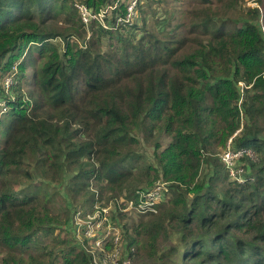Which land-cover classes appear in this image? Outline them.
I'll use <instances>...</instances> for the list:
<instances>
[{
	"label": "trees",
	"instance_id": "trees-1",
	"mask_svg": "<svg viewBox=\"0 0 264 264\" xmlns=\"http://www.w3.org/2000/svg\"><path fill=\"white\" fill-rule=\"evenodd\" d=\"M76 1L97 12L108 8L110 24L127 14V0H0V100L7 104L0 113V264L57 260L50 246L42 253L27 248L38 246L48 224L61 221L40 207L39 195L11 191L13 179L33 176L26 159L39 152L35 170L46 182H61L70 172L75 203L99 201L107 189L111 198H131L133 179L145 174L147 188L168 182L172 193L157 213L141 215L156 217L140 221L128 248L136 244L139 253L156 258L165 219L179 231L183 264H264L259 7L251 9L252 19L240 21L213 12V0H200L205 8L195 9L190 31L198 42L189 49L188 36L161 39L148 29L138 37L145 17L116 29L94 20L93 37L82 43L87 29ZM154 1H146L149 8ZM220 1L231 7L239 0ZM61 12L77 14L81 23L50 25ZM114 37L119 49L104 51L103 42ZM9 76L14 80L7 91ZM142 133L156 149L169 137L153 163L137 148ZM228 141L234 152L244 150L235 160L245 162L244 179L230 175L218 156ZM147 229L154 232L145 244L138 235ZM59 244L66 246L62 264H93L72 239Z\"/></svg>",
	"mask_w": 264,
	"mask_h": 264
},
{
	"label": "rangeland",
	"instance_id": "rangeland-1",
	"mask_svg": "<svg viewBox=\"0 0 264 264\" xmlns=\"http://www.w3.org/2000/svg\"><path fill=\"white\" fill-rule=\"evenodd\" d=\"M143 1L144 4H141L140 8L138 9L137 17L134 20V23H138L141 18L145 17L146 21L145 24H139V29L137 31L138 37V33H140L141 36L144 30L149 29L150 31L158 33L161 39L169 40L172 36H176L177 38H187L188 36L189 49H191L193 45L198 42L197 38L192 35L190 31L193 30V21L196 15L195 9H199L202 7L205 8L200 2V0H158L153 2L152 9L148 7V4H146L147 0ZM211 7L213 12L218 11L222 16L226 15L228 17H232L233 19H240V21L241 19H252V17H254V14L251 9L259 7L260 18L257 20V23L261 25L262 32L264 34V0H239L235 6L231 7H226L223 1L213 0V5H211ZM78 20L79 18L77 14L73 16L70 13L61 12L58 14L55 20H50L49 23L50 25L53 23L68 25L73 22H78ZM95 30V26L93 27V29L91 28V36L87 33V30H85L86 36L82 37L83 40L79 39V41L84 43L83 41H87L89 37H93V31ZM132 33H130L129 35H131ZM119 45L120 42L117 37L106 39L103 42V50L113 52L119 49ZM26 88L29 89V86L26 85ZM138 139H140V144L137 146V148L142 153H146V155L148 156V161H150L151 163L154 162V155L160 152L161 149H163L169 141V137L164 138L162 142V148L160 147L159 149H156L154 144H152L151 142L144 141L143 133L140 134ZM228 149L232 151L234 150L231 146L230 141H228L226 148H220L218 156L222 157V159L226 161L227 165L233 164L234 169L239 170V172L241 173V179H244V174H246V172L242 165H245V162L241 160L240 163L236 161L233 162V160L239 159L240 157L234 158V155L232 154H230L229 156L224 155L225 153L227 154V151H229ZM40 154L43 153L39 152V154L30 155L31 157L26 159V165L33 174V176L28 178L27 176L23 175L20 176V178L13 179L11 191L12 194L18 196L29 192L39 195L41 197L40 207L43 208L44 211H48L49 214L56 215L61 222L60 224L57 221L53 222L50 225L48 224V226L45 227V229H43L39 234L40 238L38 239V246L35 245V247L34 245H30L27 250L35 253H42L45 252L44 249L47 246H50V248H54L53 251L54 254H56L55 258H57V260L53 264H62V253L63 251L66 252V250H63V248H65L66 246L59 243H61L62 240L67 242L72 239L77 250H81L91 256L90 253H88L87 250L80 245L79 238H77L75 234V217H77L78 212H82L84 215L87 213H94L96 206L101 207L104 205L112 204V202L110 201L113 198H111L112 196L110 195V190H105L102 194V199H99V201L97 196L96 201H94L93 203H87V201L75 203L73 200H71L69 192L70 189L68 186L69 178L71 176L70 172L65 174V179L61 182H54L53 184L46 182V180H44L35 170V161L37 159L36 156H39ZM134 172L138 174V171L136 169H134ZM203 173H205V170L203 171ZM138 176H140V174H138ZM146 179L147 174L143 175L142 179H133V182L129 187L131 190L129 192V195L131 197L135 195L138 189L147 188L146 184L144 183ZM96 188L98 189V187ZM98 190L100 193V189ZM45 191H48V194H46ZM118 195V197H125L123 194ZM113 215L118 216L116 213H113ZM122 215V217H120L119 215V220L114 221L115 225H122V237L125 236L126 238V240L123 241L124 251L122 257H127L130 254V251L134 249L135 256L133 258L132 264H183V259L181 258L183 254V247L182 245H179V231L176 230L174 226L168 225L167 221L163 219L162 222L163 224H165L163 226H166V229L161 232L157 241L155 242L157 257L154 258L148 256V254L143 255L144 253H139L137 251L136 244H133L130 248H128V243L130 242L131 236L134 235L135 228L139 227V223L142 219L145 221L144 224H149L152 220L155 219L156 216L142 217L141 215L132 213ZM51 229H54V233H52V235L50 233ZM153 232L154 229L150 231L149 229H147V231L142 230V232L138 236H140L139 238L143 243L147 244ZM175 245H178V249L174 250L172 254H168V252L173 247H175ZM25 253L27 254L29 252ZM163 255H165L163 260L158 259V256Z\"/></svg>",
	"mask_w": 264,
	"mask_h": 264
},
{
	"label": "built area",
	"instance_id": "built-area-1",
	"mask_svg": "<svg viewBox=\"0 0 264 264\" xmlns=\"http://www.w3.org/2000/svg\"><path fill=\"white\" fill-rule=\"evenodd\" d=\"M142 0H127V14L119 16L115 24H110L106 21L104 11H94L85 2L76 1L74 3L77 9L81 22L86 26L88 34L91 35V23L97 20L105 28L116 29L120 25H130L134 23L137 17L138 5ZM13 77L9 76L5 80L7 91L13 84ZM7 110L5 100H0V113ZM229 147V146H228ZM227 154L234 155L238 158L244 154V150L234 152L228 149ZM248 154L254 156L250 150ZM235 160H233L234 162ZM226 162V161H225ZM227 164V163H226ZM230 170V175H240L239 170H235L233 164L227 165ZM170 187L166 181H157L150 188H140L131 198L115 197L110 202L112 204L104 206H96L94 213L83 214L77 213L75 217V234L79 238L80 245L90 253L93 264H132L134 258V249L130 251L127 257L123 256V237L121 228L122 225H115L114 221L119 220L120 214H137L145 215L158 212V205L161 201L166 200L170 194ZM116 213L118 216L113 215ZM122 244V246H121Z\"/></svg>",
	"mask_w": 264,
	"mask_h": 264
},
{
	"label": "bare ground",
	"instance_id": "bare-ground-1",
	"mask_svg": "<svg viewBox=\"0 0 264 264\" xmlns=\"http://www.w3.org/2000/svg\"><path fill=\"white\" fill-rule=\"evenodd\" d=\"M124 28V27H123Z\"/></svg>",
	"mask_w": 264,
	"mask_h": 264
}]
</instances>
